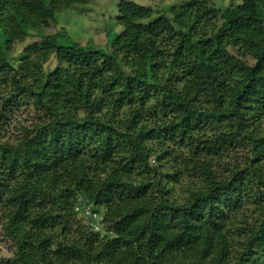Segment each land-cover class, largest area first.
<instances>
[{
	"label": "trees",
	"instance_id": "16d2710c",
	"mask_svg": "<svg viewBox=\"0 0 264 264\" xmlns=\"http://www.w3.org/2000/svg\"><path fill=\"white\" fill-rule=\"evenodd\" d=\"M73 1L0 0V77L11 85L0 130L21 104L35 113L17 134L0 132L14 247L0 264H264V0L162 12L121 0L109 53H79L59 32L12 66L20 8L53 18ZM150 103L161 125L146 121ZM78 195L104 207L105 233L79 217Z\"/></svg>",
	"mask_w": 264,
	"mask_h": 264
},
{
	"label": "rangeland",
	"instance_id": "374dc122",
	"mask_svg": "<svg viewBox=\"0 0 264 264\" xmlns=\"http://www.w3.org/2000/svg\"><path fill=\"white\" fill-rule=\"evenodd\" d=\"M121 0H80L69 2L67 5H62L55 9L53 18L50 17H39L31 14L27 8L22 6L20 8L22 15L21 28L15 32V39L10 43L11 51V65L17 66L24 58L28 61H33L35 54L31 52L35 50L32 46V42H41L44 38L54 36L56 33H62L66 35L70 40L75 42L77 51L79 53H85L86 49L93 48L99 50L104 54L109 53L113 48L114 38L121 33L122 27L116 21L117 5ZM132 2L136 5L152 8L158 12H162L169 6H178L184 2L190 0H125ZM218 8H224L227 6H235L240 0H207ZM222 19L220 14L217 17V24H220ZM17 23H14V26ZM5 40V35L0 29V42ZM38 47V46H37ZM31 52V53H30ZM55 55L51 54V57L46 62L42 63V71L48 72L56 66ZM34 67L29 65L28 71L32 72ZM25 74H30L26 72ZM11 85L8 78L0 77V96L6 95L11 89ZM2 100H0L1 102ZM152 103L147 104L145 107L146 121L149 126L161 125L160 118L150 115ZM1 107V103H0ZM34 109L33 106H26L21 104L18 107L13 108L11 115L8 116L9 124L5 123L4 128L0 130L3 136L10 137L11 134H17V129L23 125L29 124L33 118ZM127 113V107L120 110L118 118L124 116ZM31 116V118H30ZM152 117L153 119L151 120ZM8 122V121H7ZM202 128V126H200ZM214 130V129H213ZM204 133V132H203ZM215 135L211 131L206 132V137ZM197 138V133H196ZM202 138V133L199 130L198 139ZM179 140V139H178ZM201 143L200 140L197 141ZM167 146H171L174 149H180V153L186 151L175 144L166 143ZM202 144V143H201ZM200 144V145H201ZM203 146V145H202ZM201 146V147H202ZM236 149V148H235ZM165 150V149H163ZM232 156L238 158V161H244V152L240 149L233 151ZM231 160V158H230ZM76 209L80 218L87 222L89 225L98 228L100 232L105 233L104 225L101 223L103 214L105 212L104 207L97 206L93 207V204H87V201L80 195L75 200ZM255 204L249 203L246 205L244 210L246 216L250 215L255 208ZM94 209V210H93ZM94 211L91 218L86 220L85 216L87 211ZM240 213V212H239ZM238 213V214H239ZM238 217V216H237ZM3 217L0 210V260L11 259L13 255L14 247L12 242L5 234L3 227Z\"/></svg>",
	"mask_w": 264,
	"mask_h": 264
},
{
	"label": "built area",
	"instance_id": "2783aa9c",
	"mask_svg": "<svg viewBox=\"0 0 264 264\" xmlns=\"http://www.w3.org/2000/svg\"><path fill=\"white\" fill-rule=\"evenodd\" d=\"M91 213L87 211L86 215H90ZM93 215V214H92ZM95 230H98V228L94 227Z\"/></svg>",
	"mask_w": 264,
	"mask_h": 264
}]
</instances>
